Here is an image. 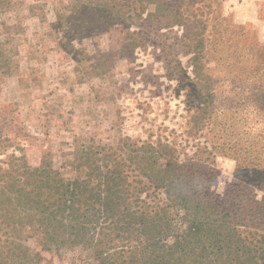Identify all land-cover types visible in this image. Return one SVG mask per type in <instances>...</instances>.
I'll list each match as a JSON object with an SVG mask.
<instances>
[{
  "label": "rangeland",
  "instance_id": "obj_1",
  "mask_svg": "<svg viewBox=\"0 0 264 264\" xmlns=\"http://www.w3.org/2000/svg\"><path fill=\"white\" fill-rule=\"evenodd\" d=\"M259 162L264 0H0V204L30 183L21 165L91 183L204 173L223 197ZM57 251L34 264H95Z\"/></svg>",
  "mask_w": 264,
  "mask_h": 264
},
{
  "label": "trees",
  "instance_id": "obj_2",
  "mask_svg": "<svg viewBox=\"0 0 264 264\" xmlns=\"http://www.w3.org/2000/svg\"><path fill=\"white\" fill-rule=\"evenodd\" d=\"M250 165L223 197L204 173L157 167L133 182L108 169L91 183L21 165L30 183L12 178L14 197L0 204V264H34L62 246L92 248L95 264H264V163Z\"/></svg>",
  "mask_w": 264,
  "mask_h": 264
}]
</instances>
